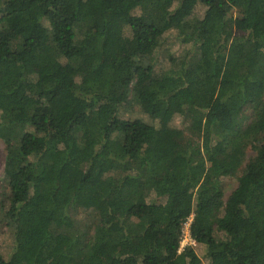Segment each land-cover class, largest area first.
Listing matches in <instances>:
<instances>
[{"label": "trees", "instance_id": "16d2710c", "mask_svg": "<svg viewBox=\"0 0 264 264\" xmlns=\"http://www.w3.org/2000/svg\"><path fill=\"white\" fill-rule=\"evenodd\" d=\"M0 141V264H264V0H0Z\"/></svg>", "mask_w": 264, "mask_h": 264}, {"label": "rangeland", "instance_id": "374dc122", "mask_svg": "<svg viewBox=\"0 0 264 264\" xmlns=\"http://www.w3.org/2000/svg\"><path fill=\"white\" fill-rule=\"evenodd\" d=\"M206 11V8L204 6H201L199 5L198 7H196L194 9V14L196 15H200L202 16ZM177 34V31L174 30L172 31L171 33L168 34V42L171 41V38L173 37V35ZM181 50V47L179 46H175L173 48V51H176V54H178V52H180ZM121 53V50L118 49V50H115L114 52V56L113 58H115L117 55H119ZM162 63L158 65V68L161 67ZM84 72H87L88 74L90 73V70L89 68H85L84 69ZM91 75V74H90ZM91 78L92 79H95V77H93V74L91 75ZM124 117L126 118H129V117H133L132 115H124ZM139 118H142L144 120H148L147 116H143V115H139ZM165 134V133H164ZM166 135L172 137L174 136L176 138V133L172 132V131H169L166 133ZM255 155V153L249 148L247 151H246V158L245 160H249L251 157H253ZM5 156H6V150H5V145L0 141V195H1V180L3 178V173H4V167H5ZM245 166V165H244ZM69 173V172H67ZM68 176H72V177H77L78 176V173L74 174V173H69ZM98 179H101L100 176H98ZM205 182V178L203 177L201 182H200V185H202L203 183ZM227 192H226V195L227 197L231 194V192L237 187V182L235 181V179L231 178L227 181ZM193 220V216L189 219V221L184 225L183 227V236L182 238L184 237V241L182 243V246L185 245V247L187 246H192V247H196L198 250L199 248L196 246V242L195 243H190V239L189 237L191 236L190 235V225H191V222ZM4 231H6L4 229ZM186 243V244H185ZM190 245H187L189 244ZM6 242H4V237L2 235H0V252L1 253H7L9 252L10 249H8V247L5 246ZM104 260L108 263L109 260L108 258L104 257Z\"/></svg>", "mask_w": 264, "mask_h": 264}, {"label": "built area", "instance_id": "2783aa9c", "mask_svg": "<svg viewBox=\"0 0 264 264\" xmlns=\"http://www.w3.org/2000/svg\"><path fill=\"white\" fill-rule=\"evenodd\" d=\"M189 239H190V243H195V241L191 238V236L189 237ZM183 241H184V237L182 238V241H181V248H180V251H182V250L185 248V245L182 246ZM190 243L187 244V245H190ZM185 244H186V243H185Z\"/></svg>", "mask_w": 264, "mask_h": 264}]
</instances>
